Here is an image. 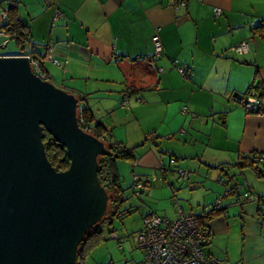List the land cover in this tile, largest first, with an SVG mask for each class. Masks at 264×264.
<instances>
[{"label":"crops","instance_id":"0c3cea01","mask_svg":"<svg viewBox=\"0 0 264 264\" xmlns=\"http://www.w3.org/2000/svg\"><path fill=\"white\" fill-rule=\"evenodd\" d=\"M176 1L25 0L22 9V0H0V56H25L2 28L9 23L4 5L12 3L14 16L29 30L24 51L46 59V79L79 98L111 142L132 151L134 161L118 162V173L127 168L141 180L156 179L137 198L154 201L158 215L173 219L175 205L203 216L205 207L221 199L223 210L206 222L207 254L219 264H264V179L254 171H264V163L238 166L264 157V40L256 31L264 29V0ZM154 35L163 48L159 59L153 57ZM13 42L17 49L8 50ZM243 42L249 46L245 54L231 50ZM251 87L261 98L260 114L247 113L231 97L244 99ZM122 101L127 108L120 107ZM168 156L192 170L189 183L158 170ZM233 185L241 189L231 191ZM154 207L141 216L139 231ZM103 244L87 259L93 254L96 264H115V244L101 247L99 256ZM125 258L137 264L142 257Z\"/></svg>","mask_w":264,"mask_h":264},{"label":"water","instance_id":"95a60500","mask_svg":"<svg viewBox=\"0 0 264 264\" xmlns=\"http://www.w3.org/2000/svg\"><path fill=\"white\" fill-rule=\"evenodd\" d=\"M79 104L37 77L27 57L0 56V264H77L87 233L109 212L97 177L109 151L79 127ZM46 134L65 149L66 170L48 161Z\"/></svg>","mask_w":264,"mask_h":264},{"label":"trees","instance_id":"16d2710c","mask_svg":"<svg viewBox=\"0 0 264 264\" xmlns=\"http://www.w3.org/2000/svg\"><path fill=\"white\" fill-rule=\"evenodd\" d=\"M177 1L180 3L184 2V0H177ZM9 4L11 7L7 11V15H6V17L9 18V23H7L2 28L4 30H6L5 33H8L12 36L13 40H15L16 45L21 48V50L25 56L38 57V56H36V53H34V51L32 49L29 52L24 51L26 49L27 44H29V30H28V27L26 26V24L23 23V21H21L16 16H14L15 7L13 6L12 3H9ZM256 31H258L261 34V37L264 40V29H262V27H259V28H257ZM45 80H47V79H45ZM251 90H254L255 92H257V88L251 87L248 92H250ZM79 101H80V99H79ZM79 107H81V112L78 114L79 127L84 132H86L88 134H92L93 136L102 140L104 142L106 148L109 151L108 156H103V157H100L98 159V173H97V177H98V181L100 183V186L106 190V192L108 193L109 196L110 195L112 196L109 198V212H108L106 218L109 216L110 217L115 216L117 219H123L124 217L129 216L132 213V210L127 209L124 212H121L119 214V213H115V211L111 210V207H110L114 201L116 202L117 200L120 199L119 195H121V193L123 192V190L121 189L120 175H119L118 170H117V162L122 161V162L132 163L134 161V155H133L131 150H127L125 148H122L119 144L111 142V140L107 137V135L105 134V132L101 128V125L99 123H95L94 118H93V116H92V114H91V112L87 106L79 104ZM43 144H44L47 159L51 163V165L55 168V170L58 172L66 170L69 167V158L66 155L65 149L61 145H59L48 134L45 135V138L43 140ZM170 157H172V156H168L167 162L164 163L162 161L163 165L159 166L158 170L161 173H163V174L164 173L165 174L172 173L173 175L176 176L177 179H179L183 182H188V180L191 179V177L194 178L192 173L189 172L190 173L189 179H181L177 174V170L180 168L177 165L178 160L176 158L172 157L176 160V165H170L168 162V159ZM250 161L253 163L246 164L245 162H241V163H238V166L239 167H245V165H246V167L254 168L253 164L257 163V161L264 163V161L261 160V156H259V155L251 157ZM222 170H224V169H222ZM254 171L259 178L264 179V171L263 170H258L255 168ZM134 178L137 179L136 182L134 181ZM153 178L154 177H152V178L148 177L145 180H141L140 178L133 176L132 182H131V188H132L131 190L133 192L132 194L134 196H136L135 193L138 192L139 195L136 197H139L142 189L146 185L151 186L153 183H155L156 179H155V181H152ZM217 182L220 184L225 183L224 180L221 178H219L217 180ZM165 184L168 188H172L173 181L172 180H166ZM138 185L141 186L140 190H138V188L136 187ZM246 186H247V184L244 187H246ZM240 189L241 188L239 185H233L231 188V191L238 192V190H240ZM229 192L230 191H225L223 196H227L229 194ZM220 200L221 199H218L213 204L208 205V207L209 206L212 207V210L208 213L205 212V209H206V207H205L203 209V216L190 215V216L195 218V220L197 222V226L202 233V236H203L202 248H203V251L205 253V256L215 260L216 264H219V262L216 259L210 257L206 252V247L209 246V239H210V234L208 233V231L206 229V227H207L206 222H208L212 219L213 214L219 213L223 210ZM218 202H220V209L215 208V206L217 205ZM175 207H176V209L177 208L180 209V207L178 205H175ZM263 210H264V208L260 209L259 217H260V213ZM150 216H152V215L147 216L146 218L143 219V221L145 219L149 218ZM177 217H178V211H177ZM177 217L175 219H173V221L176 220ZM164 218H166V217H164ZM105 219H103L102 222ZM143 221H142V227H141L140 231L143 228ZM100 224L93 227L87 233L85 240L80 245L77 264H85V261H86L87 257L89 256L90 252L93 249H95L97 246L102 244L104 241H106L104 239V237L102 236V231L100 230V227H99ZM140 231L138 232V235H139ZM113 233H114V231L110 232L109 236H111V234H113ZM138 235H137V238H138ZM118 239L119 238L117 237L116 240L118 241ZM111 240H113V239H111ZM142 254H143V251H142ZM141 260L137 264H139L141 262Z\"/></svg>","mask_w":264,"mask_h":264},{"label":"built area","instance_id":"2783aa9c","mask_svg":"<svg viewBox=\"0 0 264 264\" xmlns=\"http://www.w3.org/2000/svg\"><path fill=\"white\" fill-rule=\"evenodd\" d=\"M176 4L184 6L185 3L176 1ZM10 4L6 3L3 8V18L6 17ZM219 11L215 10V14L219 15ZM60 16L59 12L55 13V20ZM153 44V57L159 59L163 48L161 41L157 35L151 38ZM237 54H245L249 50L248 43H240L231 49ZM50 52V50H49ZM27 57L32 72L42 80L46 79V71L44 63L46 59L38 57ZM56 63V62H55ZM60 65L59 63H56ZM159 73L162 69L157 68ZM181 76H185L183 69H178ZM232 99L238 100L239 104L251 114H260L262 110V101L257 92L251 90L248 96L244 99H237L233 95ZM247 100V101H246ZM122 108H127V102L123 101L120 105ZM81 112V107L78 109V114ZM186 112V110H183ZM264 161V157H261ZM170 165H176V160L172 157L168 159ZM160 165H163L161 162ZM177 174L181 179H189L190 173L187 170L179 168ZM136 178L134 181L136 182ZM155 181V178L152 179ZM138 190L141 186H136ZM139 195L138 192L135 193ZM215 208L220 209V202ZM212 207L209 206L205 212H210ZM261 219L264 220V210L260 213ZM111 239H116V234H111ZM203 236L197 226L194 217L186 215L181 209L178 210L176 220H169L164 217L152 215L143 221V228L137 238V246L143 251V258L139 264H216V261L205 256L202 248Z\"/></svg>","mask_w":264,"mask_h":264},{"label":"rangeland","instance_id":"374dc122","mask_svg":"<svg viewBox=\"0 0 264 264\" xmlns=\"http://www.w3.org/2000/svg\"><path fill=\"white\" fill-rule=\"evenodd\" d=\"M23 3L22 5V9L25 8V0H22ZM24 17H25V11L23 12ZM8 50H12L15 51L17 49V47L15 46L14 42L13 45L8 47ZM118 163V162H117ZM121 168V167H120ZM182 169L187 170V172H191L192 170L187 169V168H183L180 167ZM118 169V168H117ZM119 171V170H118ZM193 173V172H191ZM120 175V182H121V189L123 190V192L121 193V195H119V200H117L116 202L114 201L112 203L111 210L115 211V213H121L124 212L125 210L129 209L132 210V213L129 216L124 217L123 219H117L115 216L112 217H107L100 225V230L102 231V236L104 237V239L106 241H104L102 244V246H100L97 250H99L101 247L103 248L106 244L108 243H113L115 244V249L117 251H115L113 253V257L116 260L115 264H126V258H129L132 254L135 255H140V257H143L142 251L136 246L135 242H134V238L135 235L138 233L139 231V224L140 221L142 220V217L145 213L146 210H148V208L151 205H155L154 209L156 210V212H152V214L150 215H156V216H161L162 214L158 215L159 213H157L158 209L160 208V206H157L155 204L154 201L150 200L148 201L150 204H146L145 202L141 201L139 198H137L136 196H134L132 193V188H131V182H132V173L130 170H128L127 168L123 169V171L119 172ZM193 176L195 175L194 173L192 174ZM196 189V190H195ZM194 190L197 192L198 190H200V188L196 187ZM196 196V195H195ZM112 197L111 195L109 196V198ZM193 197V196H192ZM197 197V196H196ZM194 201L197 202V200H199V198L197 197V199H195L193 197ZM181 201H179L181 204L183 205H187L188 203L186 202L187 199L186 198H180ZM140 203L143 205L148 206L147 209H143L144 207H142V205H140ZM193 209L198 208L196 206V203H193L190 200V204ZM171 207V205H169ZM161 217H166V216H161ZM166 218L169 219H173L170 218L169 216H167ZM116 234V238L118 237V241L116 239L111 240V237L109 236L110 232H113ZM120 244H117V243ZM122 244V245H121ZM122 246L123 250L121 247ZM101 250V249H100ZM124 253V254H123ZM93 256V254H92ZM92 256H90L87 259V263L85 264H96L95 261H92ZM99 256H104V251L101 250L99 251ZM121 258V259H120ZM125 258V260H124ZM142 259V258H141ZM127 264H134V263H130L127 261Z\"/></svg>","mask_w":264,"mask_h":264}]
</instances>
